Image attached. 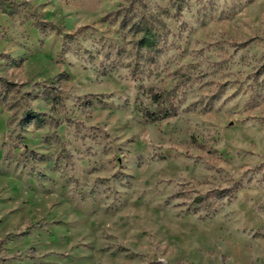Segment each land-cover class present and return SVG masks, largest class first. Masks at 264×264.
<instances>
[{"label":"rangeland","instance_id":"374dc122","mask_svg":"<svg viewBox=\"0 0 264 264\" xmlns=\"http://www.w3.org/2000/svg\"><path fill=\"white\" fill-rule=\"evenodd\" d=\"M0 264H264V0H0Z\"/></svg>","mask_w":264,"mask_h":264},{"label":"trees","instance_id":"16d2710c","mask_svg":"<svg viewBox=\"0 0 264 264\" xmlns=\"http://www.w3.org/2000/svg\"><path fill=\"white\" fill-rule=\"evenodd\" d=\"M167 93H164V92H153L152 95H151V98H152V101L153 102H156L157 105H160L162 104V102L164 103V105H161L160 108H157V110H154V111H150V110H143V114L149 118V119H157V118H161V117H164L166 115L169 114V111L170 109L168 108L169 105L167 104V100H166V95Z\"/></svg>","mask_w":264,"mask_h":264}]
</instances>
